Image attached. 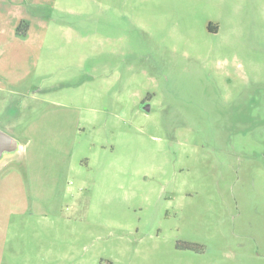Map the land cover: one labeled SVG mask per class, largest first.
<instances>
[{
	"label": "rangeland",
	"instance_id": "1",
	"mask_svg": "<svg viewBox=\"0 0 264 264\" xmlns=\"http://www.w3.org/2000/svg\"><path fill=\"white\" fill-rule=\"evenodd\" d=\"M0 129V264H264V0H0Z\"/></svg>",
	"mask_w": 264,
	"mask_h": 264
},
{
	"label": "water",
	"instance_id": "2",
	"mask_svg": "<svg viewBox=\"0 0 264 264\" xmlns=\"http://www.w3.org/2000/svg\"><path fill=\"white\" fill-rule=\"evenodd\" d=\"M19 143L16 138L0 129V159L6 153H14L18 150Z\"/></svg>",
	"mask_w": 264,
	"mask_h": 264
},
{
	"label": "crops",
	"instance_id": "3",
	"mask_svg": "<svg viewBox=\"0 0 264 264\" xmlns=\"http://www.w3.org/2000/svg\"><path fill=\"white\" fill-rule=\"evenodd\" d=\"M28 32H29V30L26 32V34H29Z\"/></svg>",
	"mask_w": 264,
	"mask_h": 264
}]
</instances>
